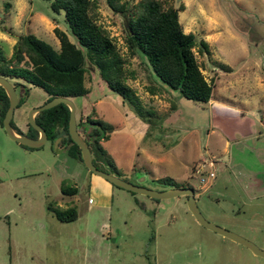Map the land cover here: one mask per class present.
Here are the masks:
<instances>
[{
	"label": "rangeland",
	"instance_id": "1",
	"mask_svg": "<svg viewBox=\"0 0 264 264\" xmlns=\"http://www.w3.org/2000/svg\"><path fill=\"white\" fill-rule=\"evenodd\" d=\"M93 1L90 15L114 40L124 60L125 82L155 113L140 132L145 122L89 68L84 76L88 92L71 98L77 131L87 137L85 117L115 129L99 141L103 153L90 148L93 165L154 191L188 184L208 222L264 250V0H173L175 7L183 4L178 12L183 31L208 43V54L195 48L194 54L212 83L209 99L220 98L223 104L218 109L162 86L146 59L125 49L122 15L105 0ZM53 28L75 43L63 12L51 11L47 0H0L5 58L25 33L57 49ZM8 80L22 99L11 119L26 132L28 111L46 102L47 94L21 79ZM150 85L158 88L155 94ZM238 108L243 117L235 113ZM60 136L28 148L0 127V264H264L243 245L197 223L183 195L154 199L110 183L108 191L91 184L94 174L69 154ZM200 161L204 176L214 173L205 183L194 172ZM61 183L75 186L76 193L63 195ZM48 202L73 206L76 218L58 221L46 210Z\"/></svg>",
	"mask_w": 264,
	"mask_h": 264
},
{
	"label": "trees",
	"instance_id": "2",
	"mask_svg": "<svg viewBox=\"0 0 264 264\" xmlns=\"http://www.w3.org/2000/svg\"><path fill=\"white\" fill-rule=\"evenodd\" d=\"M49 8L55 13L63 12L69 33L75 43L68 40L66 34L58 28L53 33L58 40V48L35 37L31 33L20 34L13 42L11 54L5 58L0 51V75L22 81L38 87L47 94L45 101L54 96L73 98L85 95L84 76L90 68L96 72L105 87L121 97L133 113L145 123H149L155 114L141 104L136 92L125 82L124 60L119 54L114 40L107 30L90 15L94 8L93 0H47ZM109 9L120 13L124 18L123 44L129 54H138L146 59L150 71L168 90L177 91L185 99L206 103L211 95L212 83L207 81L196 60L194 48L198 54H208V43L197 39L192 32H184L178 20V12L183 4L176 7L173 0H105ZM223 72L231 68L215 63ZM161 86V87H162ZM158 87V86H157ZM147 89L155 94L158 88L150 85ZM26 91V90H24ZM22 99L18 98L17 107ZM8 105V99L0 87V127ZM35 122L45 131L47 140L60 136V142L68 143L69 154L81 161L77 145L67 133L68 108L59 103L34 115ZM90 125L87 137L83 140L90 148L103 153L100 140H107L113 130L112 125L102 120L84 118ZM10 125L17 134L35 138L37 132L27 124L22 132L12 121ZM26 147V146H25ZM29 148V147H28ZM93 163V162H92ZM94 164V163H93ZM98 168L97 166H95ZM171 183L170 178L164 180ZM175 188L189 187L188 184H176ZM75 186L60 185L63 195H73ZM46 210L61 222L74 220L77 216L73 206L57 208L46 203Z\"/></svg>",
	"mask_w": 264,
	"mask_h": 264
},
{
	"label": "water",
	"instance_id": "3",
	"mask_svg": "<svg viewBox=\"0 0 264 264\" xmlns=\"http://www.w3.org/2000/svg\"><path fill=\"white\" fill-rule=\"evenodd\" d=\"M0 87L3 89L8 99V105L2 117L1 125L5 135L10 140L16 141L19 144L29 148H37L41 146L46 141L47 136L45 134V131L35 122L34 115L39 111L48 109L59 103H62L68 108V121H67L68 136L71 139V141L77 145L80 153L81 162L89 172L102 178L103 180L107 181L108 183L114 186L123 188L130 192L147 195L154 199H165V198L183 195L186 197V207L193 216V218L197 221V223H199L204 228L213 231L222 237L228 238L233 242L243 245L252 254L264 258V250L260 249L256 244H254L250 240L234 232H231L213 223L208 222L200 213L195 203L193 190L191 188L173 187L163 191H154V190L146 189L142 186L128 183L116 176H113L109 173L97 169L92 163L90 151L87 144L84 142L83 138L80 136L79 132L77 131L75 115H74V105L70 98L63 96H54L48 101L44 102L43 104L32 107L28 111L27 124L37 132V137L33 138L24 134L15 133L11 128L10 120L13 114V110L18 102V96L15 92L13 85L9 82V80L1 75H0Z\"/></svg>",
	"mask_w": 264,
	"mask_h": 264
},
{
	"label": "crops",
	"instance_id": "4",
	"mask_svg": "<svg viewBox=\"0 0 264 264\" xmlns=\"http://www.w3.org/2000/svg\"><path fill=\"white\" fill-rule=\"evenodd\" d=\"M171 91V90H170ZM220 99V98H219ZM219 99H217V97H216V99H214V100H211V99H209L208 101H207V103L206 104H208V105H210V107L212 108V109H218V108H220V107H222L223 106V104L221 103V101L219 100ZM236 110V114L237 115H239L240 117H243L244 116V111L242 110V108H238V109H235ZM176 111H177V109L175 108V109H173L168 115H166V117H164L163 119L164 120H167V119H170V117L172 116V114H174V113H176ZM167 118V119H166ZM146 123L145 124H142V128H141V130H140V132L142 131L143 132V130L146 128ZM113 127V126H112ZM114 129V128H113ZM115 130V129H114ZM140 132H139V134H140ZM102 179V178H100V177H98V176H96V175H93L92 177L90 176V178H89V180H90V183L91 184H96V185H99L101 188H103V189H105V190H109V183L107 182V181H105V180H103L102 179V181H98L97 179Z\"/></svg>",
	"mask_w": 264,
	"mask_h": 264
},
{
	"label": "built area",
	"instance_id": "5",
	"mask_svg": "<svg viewBox=\"0 0 264 264\" xmlns=\"http://www.w3.org/2000/svg\"><path fill=\"white\" fill-rule=\"evenodd\" d=\"M207 164H210V160L207 161ZM205 162L204 161H200V163L197 164V166L194 169V172L196 174H198V181L200 183H205L207 178H213L214 173L213 171H208L206 173V176L203 175L204 171L202 170V168L204 167Z\"/></svg>",
	"mask_w": 264,
	"mask_h": 264
},
{
	"label": "flooded vegetation",
	"instance_id": "6",
	"mask_svg": "<svg viewBox=\"0 0 264 264\" xmlns=\"http://www.w3.org/2000/svg\"><path fill=\"white\" fill-rule=\"evenodd\" d=\"M37 137V136H36Z\"/></svg>",
	"mask_w": 264,
	"mask_h": 264
}]
</instances>
